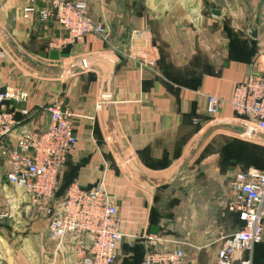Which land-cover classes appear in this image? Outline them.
<instances>
[{
  "label": "crops",
  "instance_id": "crops-1",
  "mask_svg": "<svg viewBox=\"0 0 264 264\" xmlns=\"http://www.w3.org/2000/svg\"><path fill=\"white\" fill-rule=\"evenodd\" d=\"M82 1L110 28L109 41L90 34L53 46L67 36L62 26L23 17L29 5L49 8L47 0H0V89L29 95L28 103L3 105L19 122L14 133L46 129L51 103L73 112L79 141L61 183L107 188L132 236L117 264L132 262L137 240L145 249L141 235L186 239L193 247L185 248L184 264H214L221 236L240 228L227 202L241 169L221 167L217 155L193 162V144L215 121L235 119L229 103L209 119L207 97L230 101L251 72L264 48V0ZM6 173L0 154V215L8 213L0 217V264H82L87 241L52 240L47 216ZM172 183L184 190L166 194ZM239 256L264 264V239Z\"/></svg>",
  "mask_w": 264,
  "mask_h": 264
},
{
  "label": "built area",
  "instance_id": "built-area-1",
  "mask_svg": "<svg viewBox=\"0 0 264 264\" xmlns=\"http://www.w3.org/2000/svg\"><path fill=\"white\" fill-rule=\"evenodd\" d=\"M47 1L49 8L25 7L23 17L37 15L40 20H52L62 26L67 36L51 45L79 42L90 34L109 41L110 28L90 16L86 1ZM146 63L145 66L153 65V61ZM250 66L251 72L235 85L230 101L214 95L207 97L206 116L217 120L218 113L229 103L236 120L264 133V48ZM11 101L28 103L29 95L14 87L0 89V154L5 159L8 182L23 189L38 212L47 216L52 240L59 244L68 239L87 241L82 249V264H117L120 245L132 236L123 231L118 208L104 184L88 188L74 182L63 196L57 197L63 170L79 141L75 115L62 102L51 103L45 108L50 116L46 129L15 134L19 122L13 113L3 109ZM22 113L28 114V109ZM230 184L227 210L236 213L242 225L221 236L222 245L214 264H252L251 257L239 255L251 252L264 239V169H237ZM7 216L6 212L0 215ZM137 238L146 240L142 264H184L185 248L193 247L182 238Z\"/></svg>",
  "mask_w": 264,
  "mask_h": 264
},
{
  "label": "rangeland",
  "instance_id": "rangeland-1",
  "mask_svg": "<svg viewBox=\"0 0 264 264\" xmlns=\"http://www.w3.org/2000/svg\"><path fill=\"white\" fill-rule=\"evenodd\" d=\"M237 142V145L235 144ZM258 145V146H257ZM195 150L193 152L194 160L198 156L197 162L200 164L205 157L210 155H217L218 160L221 161L222 164H225L227 160H229V150L234 151L241 146L245 152V158L242 161L237 162L236 166L244 167V165L254 164V162H263L264 161V143L254 141L250 136H236L227 132H216L211 138L204 144V147L201 149L198 146V140H196L193 144ZM253 146H257L261 148V152L259 153L258 149ZM245 147V148H244ZM248 148V149H247ZM248 150L250 152H248ZM259 153V154H258ZM193 155V156H194ZM258 157V158H257ZM225 161V162H224ZM177 186V185H176ZM170 188H167L165 193H173L177 188H173V183L169 185ZM166 188V187H165ZM179 189H183V187H179ZM189 188V187H188ZM184 190V189H183ZM163 204L166 205V200H163Z\"/></svg>",
  "mask_w": 264,
  "mask_h": 264
},
{
  "label": "water",
  "instance_id": "water-1",
  "mask_svg": "<svg viewBox=\"0 0 264 264\" xmlns=\"http://www.w3.org/2000/svg\"><path fill=\"white\" fill-rule=\"evenodd\" d=\"M212 13L215 16L221 15V10L219 9H212ZM249 34L253 38H258L259 30L256 28L250 27ZM86 64L85 62H81L79 66H83ZM216 132H227L236 136H245L248 135L250 138H252L254 141L264 143V133L253 130L245 123L236 120H218L212 123L200 136L198 140V146L199 148L203 147L204 144L211 138V136ZM189 158H187L182 167L180 168V172L183 170L185 165L188 163Z\"/></svg>",
  "mask_w": 264,
  "mask_h": 264
},
{
  "label": "trees",
  "instance_id": "trees-1",
  "mask_svg": "<svg viewBox=\"0 0 264 264\" xmlns=\"http://www.w3.org/2000/svg\"><path fill=\"white\" fill-rule=\"evenodd\" d=\"M235 144L237 145V142H235ZM257 146H253V147L258 149L259 150L258 152L260 153L261 152V148H260L261 146L260 147H257ZM248 152H250V151L248 150ZM229 156H230V158H229V160L226 161L225 164L221 163V161H222V159H221L220 160V165L223 168L224 167H229V168H232L233 170H235L234 168H236V167L238 168V166H236L237 165L236 163L239 162V161H242L245 158V152H244V150H243V148L241 146H238V148L236 150H234V151L229 150ZM67 164H68V162H67ZM250 167H257V168H260V169H264V161L263 162H254V164H250V165H244V167H240V169L246 170V169H248ZM61 182H60L59 190L57 192V197L63 196L65 194L66 190L68 189V187L71 185V184L62 185ZM89 188H91V187H89ZM237 219H238V216H237ZM238 221H239V219H238ZM239 223H240V226H241L242 223L240 221H239ZM142 242L143 241H141V240H137L136 241L135 249H134L135 250V254L132 257V262H130V264H139V263L142 264L143 258H144V254H145V249H144V246H143ZM260 243L255 244V246L260 244Z\"/></svg>",
  "mask_w": 264,
  "mask_h": 264
}]
</instances>
